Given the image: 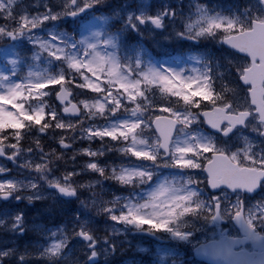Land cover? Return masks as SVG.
<instances>
[{"label":"rangeland","instance_id":"rangeland-1","mask_svg":"<svg viewBox=\"0 0 264 264\" xmlns=\"http://www.w3.org/2000/svg\"><path fill=\"white\" fill-rule=\"evenodd\" d=\"M81 1L83 6L88 4L96 9L95 13L89 14L83 20V27L81 25L82 30L79 32L76 42L74 41L76 37L71 39L68 35H64L56 24L57 18L61 19L70 11H77L75 7L71 8L70 0H0V3L4 5V10L0 11V28H6L14 33L12 36L7 33H0V91H6L8 87L18 82L21 85L15 94H0V133L4 134L3 137H0V141L7 144V150L14 156L12 163L0 162V170L4 172L3 177H0V184H6L10 181L14 185V187L0 188V193H19L20 197L27 200L49 199L54 197L56 193L48 191L45 188L46 184L41 179L47 176L48 183L55 181L63 184L65 182L64 178L72 173L73 175L68 178L67 182L74 186L81 197V194H83L84 210L82 201L78 206H81L80 209L84 212V217L70 214L69 221H65L63 224H49L50 229L47 228L48 225H45L48 230L46 240L43 244L35 245L36 250L42 252V256L51 260H67L71 256L74 258L77 253L88 258L86 253L95 252V257L102 256L108 259L113 252L117 251L119 246H124L125 248L130 247V252L139 254L136 261L147 257L152 264H179L176 255L177 249L180 247L183 250L189 247L192 249L197 244L218 237L223 230L219 228L217 223H214L213 219H210L208 220V226H205V223H200L198 232L190 231L187 229L189 224L184 223L183 218L187 215L195 216L198 212H205L207 209L213 215L214 207H209V205L211 203L214 205V201L222 196L221 194L211 196V193L206 190L200 169H192L194 167L193 161L183 160L181 162L182 168L173 165L172 152L176 147L184 146L193 141L213 144L215 147L223 149L218 146V138L198 130L199 118L194 113V107L185 105L175 98L165 96L159 89L154 87L146 89L145 97L136 100L135 104L140 105V111H135V104L127 101L124 97H120L122 106L115 113L110 110L111 104H107L104 111L103 105L97 101L101 100L103 102V97L91 89L77 87L80 82L79 77L70 69L68 61L64 57H78L87 49L89 44H92L95 51L113 60L125 73L128 69H131L132 78H139L140 73L147 72L150 69L161 71L171 69L182 72L184 76L192 75V70L197 69L200 72L205 70L210 72L208 74L212 78L213 84L220 82L221 78L225 82L227 76L221 74V65L215 60H210L209 56H199L194 51H185L182 44H178L173 50L167 51L169 41L163 39L165 23L168 26L170 25V29L177 33L176 41L186 40L191 42L202 37L217 38V36H224L233 33L234 30L243 28L241 26H245L252 19H264V0H247L248 13L242 10L232 12L228 7L221 8L217 0H173L170 3H168V0H164L162 11L159 10L158 4L153 2L154 0H79V5H81ZM206 1H209V3ZM57 4L65 7V10L62 11ZM172 6H175V8ZM53 16L56 18L52 19ZM138 16L144 18L145 21H150L149 17H159L162 20V25L159 27H152L151 25L142 27L140 20L137 19ZM43 17L48 18L42 19ZM24 18H27L30 23L34 22L36 26L21 28L20 25ZM163 18H166L165 23ZM221 18L234 20L235 23L225 22L214 27L213 31L215 32L211 34L204 32L197 35L202 27L207 26L209 20ZM113 25L117 30H113ZM110 27L113 29H110ZM120 28L132 31L137 36L143 33L145 29H157L155 31L160 33V37L155 46L160 50L161 55L158 56L160 59L152 60L142 44L139 46L128 44L123 48L122 55L118 56L119 38L114 31L118 32ZM22 42L31 47V52L17 47ZM189 48H191V43ZM51 49H63V55L60 58L52 56L49 54ZM18 54L19 56H17ZM226 55L223 61L225 64L222 73H227L226 70L229 67L227 62H230L235 68L237 64H246L242 58L237 59L233 54L229 55L228 58V55ZM80 67H86L84 71L91 78V80L85 82V87L98 90L96 83H100L102 88L105 86L107 83L106 72L103 74L93 72L92 74L88 72L92 71L91 67L86 65ZM218 70L219 72H217ZM59 76H65L69 80L77 79L72 84L69 83L68 87L74 90V100L82 110L80 120L75 121V119L66 118L62 113V108L58 107V103L55 102V88H58V86L47 84H59L61 86L64 81ZM55 77L58 78L51 79ZM207 79L206 77L205 84L198 93L205 99H209L212 95ZM225 83L221 86H213V89L221 92L224 88L227 89V83ZM228 85L231 90L235 91L231 83ZM42 88H46V95L40 92ZM117 90L118 86L114 85L113 91ZM236 93L231 92V96L229 95L228 98H234L238 108L248 105L247 96H241L239 93L237 95ZM29 94L34 98L29 99ZM238 96L241 97L238 98ZM223 98L227 99L226 97ZM18 100L26 101L28 108L38 109L39 111H33L29 115L24 103H17ZM83 102L86 103L83 104ZM109 103H111V100H109ZM8 104L12 105L14 111L7 109ZM161 104L170 106L175 112L182 117L187 116L191 121L188 125L181 123L178 127L171 147L170 158L164 159L163 153L159 148H156L157 159L155 161L138 159L123 151V148L128 146L126 142L104 137V134L108 131H118V129L111 127H117L123 121L133 122L139 120L143 121V127L138 133L139 137L147 141L149 147L154 146L158 139L151 134V125L148 120L150 117L152 118ZM44 110L47 113H55L56 120L66 126L59 129V127L54 126L55 121L51 122V127L43 125L42 127L49 132L50 141L52 143L58 141L62 144L61 137H64L62 148L66 150L62 151L63 155L69 154L70 156L73 154V157H76L78 154L79 162L77 164H71L62 169L50 163L52 157L48 159L49 162L46 165L41 161L36 163V161H33L34 158L29 157V150L18 144L22 139L28 142L25 137L32 134L34 135L29 140L32 139L35 142L42 134L38 126L25 127V122L31 121L33 124H39L45 118ZM6 129L14 131L5 132ZM12 137L19 138L18 142L12 140ZM259 139L264 142V139ZM235 140L242 146L240 151L234 153L238 158L243 157L247 160L248 155H250L254 159L264 160V148L256 147L253 149L256 142L248 138L247 135L238 134V138H235ZM232 142L233 140H229L227 143ZM13 143L16 144L15 147L11 146ZM85 149L88 152L96 153V155L85 154ZM108 154L114 156V158L106 159ZM41 159H44V157H41ZM93 162L101 169L102 173L109 169L110 175L103 179L100 177V171L89 169L88 164ZM101 162H106L110 165V168L107 166L101 168ZM38 164H43L44 167H35ZM133 171L148 172L151 174V178L134 177L131 182L118 179L120 174ZM88 176L95 179L92 181L87 180V183L81 182L87 179ZM102 180L109 183L106 184ZM114 181L120 187L125 186L128 192L122 193L121 189L113 187L111 182ZM160 185L174 189L179 195L195 193L188 202L193 211L178 216L175 220L170 221L167 229L160 230L151 228L147 223L137 225L112 219L113 215L119 216L129 209H138L141 213L146 214L148 210L140 208V205L148 201L150 194ZM105 190L110 192L111 198L109 199L111 211V221L109 223L102 221L105 216L103 212L108 205L106 201L100 203V193H98ZM232 195L228 196L230 201L225 208L226 211L239 206L238 200H234V197L239 194ZM1 202L0 200V228L8 226L7 230H12L16 215L8 212L5 204ZM248 203L250 206L247 210V220L251 221L253 216L264 209V199ZM69 204L65 202L66 209ZM196 205H199V207H196ZM258 219L260 223H264V212H260ZM33 226L34 224H31V228H34ZM45 226L37 224V229L45 228ZM228 227L231 231L235 229L231 223H228ZM153 230L157 232H153ZM142 231L156 233L159 237L158 241L151 242L147 235L141 234ZM81 232L90 235L91 239L83 240ZM17 241L18 238H2L0 233V260L4 256H9L8 254L17 248ZM69 243L72 244L69 245ZM57 244L60 247L54 248V245Z\"/></svg>","mask_w":264,"mask_h":264},{"label":"snow or ice","instance_id":"snow-or-ice-1","mask_svg":"<svg viewBox=\"0 0 264 264\" xmlns=\"http://www.w3.org/2000/svg\"><path fill=\"white\" fill-rule=\"evenodd\" d=\"M70 2L75 6L76 0H70ZM83 7H88L85 4ZM4 10V5L0 3V11ZM82 10V9H81ZM69 15H76V11H70ZM10 15V13H9ZM48 17H43L42 19H47ZM56 17L53 16L52 19ZM138 20L143 23L142 17H137ZM154 24L159 26L161 24V19L159 17H149ZM235 23L234 20L221 18V19H211L208 21L206 27H202L197 35L200 33H213L214 27H217L223 23ZM258 24H264V19L258 20ZM34 22H29L27 18H24L20 27L29 28L35 27ZM243 27V26H241ZM255 28L254 25L249 26L247 31L251 32ZM235 31V30H234ZM0 33H7L9 36L14 35L13 32L8 31L6 28H0ZM227 44L228 41L224 40ZM233 47L231 44H229ZM63 49H51L49 54L60 58L63 55ZM245 56L249 57L247 54ZM250 61H251V57ZM64 59L68 61L69 67L73 70L79 77L80 82L77 84V87L84 89H91L93 92L100 94L103 97V102L99 101L103 107L104 111L107 104H111V112L115 113L122 105L120 97H124L127 101L135 104L136 100L141 97H145V90L150 88H157L165 96L175 98L179 102H183L185 105L190 107H195L197 109L202 108V115L205 118L206 122L211 125L213 128L220 129L224 132H227L233 122L231 120L232 113L236 111H246L243 109H234L232 102L225 100L220 92H217L213 89V80L208 74V71L200 72L197 69L192 70V75L184 76L180 71H173L171 69H164L163 71L157 69H150L147 72H142L139 75V78H132L133 73L131 69H128L125 73L122 71L121 67L115 63L113 60L103 56L100 52L95 51V47L92 44L87 46V49L78 57L74 56H65ZM259 58H257L258 60ZM81 65H86L92 68V71H88L93 74H103L107 73V83L102 88L100 83H96L98 90H93L90 87H85V82L91 80V78L85 73L86 67H80ZM243 69L241 70V74ZM62 77L66 90L68 84H72L73 81L77 79H68L65 76ZM207 79V84L212 95L209 99H205L202 95L198 94L199 90L205 84V78ZM51 78V79H56ZM244 82L248 83L249 89L251 84L245 80ZM47 85H57L60 90L59 84H47ZM118 86L117 91H113V87ZM21 86L20 83H15L7 88L6 91H0V94L3 95H12L15 94L18 90V87ZM46 88L40 89V92L44 93ZM70 97V92H69ZM34 98L29 94V99ZM70 99V98H69ZM111 100V103H109ZM17 103L23 102L25 109L28 111L29 115L33 111H39L38 109L28 108V103L26 101L18 100ZM67 103V101H65ZM86 102H83L85 104ZM249 103L251 109L256 111L260 117V112L256 110V105L252 103L251 95L249 97ZM7 109L9 111H14L11 104H8ZM135 111H140V105L135 104ZM45 112V110H44ZM248 117L250 111H246ZM245 117V118H246ZM244 118V119H245ZM154 121V124L151 126L154 128L158 140L156 144L152 147L148 146V142L144 139H141L138 135L139 131L143 127V121H133L127 122L123 121L116 128L118 131H108L104 134V137H109L112 140H122L126 142L128 146L123 148L125 153H130L133 157L138 159H144L148 161H155L157 159L155 154V149H161L165 154L169 153V141L171 134L174 130V127L177 123H183L188 125L191 123L187 116H181L179 113L175 112L170 106L161 104L156 109L155 114L151 118ZM261 119V118H260ZM264 120V119H261ZM52 121H55V127L63 129L66 126L56 120L55 113L45 112V118L40 121L39 124H33L31 121L25 122V127L28 126H38L40 132H44L46 128H43V125L52 126ZM223 126V127H222ZM70 127V126H68ZM14 130L6 129L5 132H12ZM3 133H0V137H3ZM99 137V136H97ZM101 138V137H100ZM12 140H19V138L12 137ZM64 137H61V143L63 144ZM12 147H15L16 144H12ZM87 155H96V153L88 152L87 149L84 150ZM3 153V148H0V154ZM248 155V154H247ZM217 157H223V159H217ZM183 160H191L194 163L192 169H202L206 174V179L208 184L212 188H217L218 186H228L231 188H244L249 191L253 189V186L257 184L258 177H264V175H257L251 171H244V169H255L260 168L264 170V160H256L250 155H248L247 160L241 162V157L238 158L236 154H229L222 149L215 147L213 144H206L200 142H191L187 143L184 146L176 147L172 152V164L182 168ZM233 163L237 167H233ZM35 167L42 168L43 164H38ZM89 169H95L96 171H101L96 165V163H89ZM115 175V172L113 173ZM73 175L69 173L66 176L65 182L61 185L52 181L59 190L60 193L66 195H74L75 188L74 186L67 182L68 178ZM134 177H145L147 179L151 178V174L144 171H133L125 172L119 175L118 179L124 182H131ZM5 187H14V185L9 181L6 184H0V188ZM35 187V185H33ZM195 193H188L186 195H179L172 188L165 187L160 185L156 190L150 194V199L144 204L140 205V208L148 210L146 214L141 213L138 209H129L126 213H121L119 216H112L113 220L127 221L128 223H135L137 225H142L147 223L153 229H167L170 221L175 220L178 216L183 215L184 213H189L193 211V208L188 205L191 197ZM199 207V205H196ZM218 207V206H217ZM107 210V209H106ZM244 212L242 207H236L234 213L236 217H240ZM260 212H264V209H261ZM258 212L253 216V220L258 219L260 216ZM252 226V221L249 222ZM82 236L87 238V234L81 232ZM60 245H54V248H59ZM95 255V252L92 253Z\"/></svg>","mask_w":264,"mask_h":264},{"label":"water","instance_id":"water-1","mask_svg":"<svg viewBox=\"0 0 264 264\" xmlns=\"http://www.w3.org/2000/svg\"><path fill=\"white\" fill-rule=\"evenodd\" d=\"M252 25L255 26L253 31L249 32L245 30L237 34L226 36L223 39V44L240 55L245 56V54H247L251 57V66L245 69L244 75L241 76V81L245 86L249 85L243 80L251 84L249 94L251 95L252 103L256 105V110L260 112V118L264 119V24H258L257 21H253ZM225 39L228 41V44L224 41ZM257 58L259 59L257 60ZM57 96L60 103H65V101H69L71 99L72 94L70 93L69 97V91H67L63 86ZM64 113L79 116L80 110L75 103H71L70 106L64 110ZM255 113L257 112L255 111ZM230 115L233 125L232 128L225 132L226 135L229 134L235 126L243 125L248 118L246 117L248 115L247 112ZM262 121L264 122V120ZM206 124L214 131L219 130L217 128H213L207 122ZM178 125L179 123L175 125L171 134L169 141V153L165 154V157L170 156V145ZM0 148L2 147L0 146ZM0 157H6L4 151L0 154ZM217 159H223V157H217ZM232 166L237 167L234 163ZM244 171H251L257 175H264V170L260 169H244ZM262 181H264V177H258L257 184L253 186L251 191L239 187H226H228L231 191L239 190L244 193H253L259 190ZM220 187L221 186H218L217 188L210 187V189L217 191ZM48 188L56 190L64 199H74L77 196L76 192L74 195L62 194L55 185H50ZM233 222L244 237H231L224 234L219 239L200 243L193 248V254L196 260L207 264H264V237L256 233L247 224L243 214L240 217L235 216ZM248 243H250L257 251L250 253L246 250H237L241 246H245Z\"/></svg>","mask_w":264,"mask_h":264},{"label":"flooded vegetation","instance_id":"flooded-vegetation-1","mask_svg":"<svg viewBox=\"0 0 264 264\" xmlns=\"http://www.w3.org/2000/svg\"><path fill=\"white\" fill-rule=\"evenodd\" d=\"M49 5H50V1H49ZM57 6L62 11L65 10V7H63L62 5L57 4ZM74 7L77 9L76 15H69L67 13L61 19L57 18L56 24L58 25L57 28H59L60 31L64 35H68L71 39L73 37H76V39H74V41H77L78 34L82 30L81 25H82L83 20L86 17H88L89 14L95 13L96 8L94 6L88 5V7H92V9L90 11H88L87 13H82V11L85 9V7H83L82 1H81V5H79V0H76L75 6L71 3V8H74ZM161 24H162V22H161ZM161 24L159 26H161ZM146 25H149V26L151 25L152 27L156 26V24H154L151 19H150V21L148 20L147 22H144L142 26L145 27ZM82 27H83V25H82ZM142 35H143L144 40H146L147 42L149 40H153L152 37L155 36V34L150 32L148 29H145L144 32L142 33ZM17 56H19V54ZM215 59L223 62L225 59V56L224 55H221V56L217 55V56H215ZM217 72H219V70ZM237 72L238 71L232 72V75H235ZM208 73H210V72H208ZM224 75L226 76V74H224ZM222 82H223V84L226 82L227 85L229 83H231L235 90H241V86L239 85L238 80L237 81H231V82H228V81L224 82V80L222 79ZM232 95H233V93H232ZM228 97H229V95L227 94L226 100L231 101L233 108L234 107L236 108L237 106L234 105V99L232 101V99L228 98ZM60 107L62 108V106H60ZM236 109H238V108H236ZM243 110L252 111L250 119L247 121L246 126L244 128H240V127L236 128L231 133V135L228 137H224L221 134H214L215 136L218 137L219 140L220 139L225 140L224 146H223V151H225L229 154L235 153L236 151H240L242 149L241 144L239 142H237V140H235V138H238V134L247 135L248 138H251L252 140H254L256 142V144L254 143L253 149L256 147L264 148V142L259 139V138L264 139V123H262L260 121V118L258 115L253 113L252 109L244 108ZM237 112H239V111H236L234 113H237ZM194 113H196L198 115V118L200 120L202 117V108L197 109L194 107ZM203 126L205 127L204 122H203ZM198 130L201 131V129H199V128H198ZM228 140H233V142L229 144L226 142ZM0 142H2V141H0ZM5 147H6V145H5ZM67 155H69V154H67ZM244 160H246V159L241 157V162H243ZM256 160L259 161V159H257V158H256ZM0 162L4 163L7 161L0 160ZM0 173H2L0 177H3L4 172L0 170ZM206 182H207V180H206ZM7 193H9L10 197L7 200L6 199L4 200L1 197V199H0L2 201L1 203L5 204L7 211L10 212L12 215H16V218L14 220L12 230H7L8 226H3V228H0L1 237L2 238H8V237L19 238L21 236L23 239L20 242L19 246L17 248H15V250L13 251L15 253V255L8 256V257L7 256L2 257V260H0V264H14L16 261H25V260L30 259L32 257V254H33L32 248L29 245V241H27L24 236L27 233L33 231V229L37 227V224H38L37 222L40 220L39 215L31 216V215L20 213L21 201H18V198L20 196L19 193H14V192H7ZM217 194L218 195L221 194V196H222L219 199V201L215 203L217 205L219 204V216H220V218H218V220H220L224 224H227L228 222H232L234 217H235L234 209H230V211L228 209H227V211L225 210V208L228 206L229 201H230L229 197H228L230 195L228 193V190L226 188H222ZM239 195H240L239 197L235 196L234 199L239 200V207H242L241 204H243L244 216H245V219L247 220V218H248L247 217V210H249V206H250V204L248 202L259 201L261 199H264V184L262 186V190L259 193H256L254 195H244V194H239ZM0 196H1V193H0ZM212 196H217V195L212 194ZM215 201H217V200H215ZM215 210H216V205H215ZM22 215H24V216H22ZM211 218L216 220L215 212L213 213V215H211ZM251 221H252V227H254V229L256 231H258L264 235V223H260L259 219H255V220H251ZM248 222H250V220ZM31 224H34V226H33L34 228H31ZM246 248L249 251H253V249H252V247H250V245L246 246Z\"/></svg>","mask_w":264,"mask_h":264},{"label":"trees","instance_id":"trees-1","mask_svg":"<svg viewBox=\"0 0 264 264\" xmlns=\"http://www.w3.org/2000/svg\"><path fill=\"white\" fill-rule=\"evenodd\" d=\"M170 1H173V0H168V3H170ZM244 1H246V0H220V3H221V5L228 7L230 9V11L237 10L239 8H244L246 10V6L244 5ZM153 2H156V4H158V5H162V3H159L155 0ZM206 2L209 3V1H206ZM172 7L175 8V6H172ZM249 23L250 22H248L245 26H243V28H246L247 26H249ZM243 28H241V29H243ZM168 32H169L168 35H170V36H167L165 41H171L172 36H174L172 33V30L170 28L168 29ZM120 35L123 36V41H124L123 45L124 46L128 45L129 43L126 41L128 39V36L124 32H120ZM211 53L213 55L214 51L212 50ZM165 101H170V100H165ZM45 132H47V131L45 130ZM48 133L49 132L42 135V140L36 144L37 145L44 144V145L49 146L51 148V150H49V152H45L43 150H38L36 148L37 146L32 147V143H30V142H27V143L24 142L22 145L29 148L33 152H40L42 154L46 153L48 158L52 157L50 163L58 166L59 168L65 169V166H70L71 164L72 165L77 164L79 162V158H77V156H76V157H72L70 159V156L63 155V152H62L63 149L59 145L53 144L49 140L50 138L48 137ZM113 158H114V156H112L110 154L106 155V159H113ZM106 166L110 168L109 164H107L106 162H101V166H100L101 168L106 167ZM108 175H110L109 169L105 170L104 173H102V171H100V177H102L103 179L107 178ZM94 179L95 178H90V176H88V178L85 179V181H87V180L92 181ZM102 181L105 183L107 182L105 180H102ZM108 183H106V184H108ZM111 184L113 187L117 186L116 181L111 182ZM98 193H100L99 194L100 203H102L103 201H106V203L108 205V207L106 208L107 210H105L103 212V215H105V216L103 217L102 221L105 223H109L111 221V219H110L111 211H110V207H109V199H111L110 198V192L105 190L104 192L99 191ZM81 195H82V197L80 196V198H78L75 202H73L74 204L72 206H69L67 209H65L62 205H59L60 202H57L58 205L57 204L51 205L50 206L51 208L49 209V210H52L50 212L51 216L45 218L44 220L51 221L52 222L51 224L57 223L60 225V224H63L65 222V219L69 220V217L67 216V214L71 213V212H75V213L77 212V215L79 217L83 218L84 212L80 209L81 206H78V204L82 201V207L84 210L83 194H81ZM35 206L36 207H32L33 212L39 211L42 215H45L46 213H48V210H47L48 207L46 205H42L41 203H35ZM205 212L200 211L197 214H195V216L191 215L192 216L191 217L190 215H187L186 217H184L183 218L184 223L189 224L187 229L190 231L198 232V225L200 223H205V226H208L209 225L208 220H210V219H209V216L207 217V213H205ZM153 232H157V231L153 230ZM36 239L37 240L44 239V236L37 235ZM121 248L126 249L124 246H121ZM176 252H177L176 254L179 258V264H204V263L197 262L193 258L192 249L190 247L185 249V250H183L180 247L179 250ZM36 253H38V252H36ZM86 254H87L86 256H88V258L85 257L80 264H152L151 260L147 257L146 258L144 257V258L136 261V258L139 257V254L133 253V254H130V255H132L130 257L129 253L121 251L120 248L116 252H113L111 257H108V259H105L102 256L95 257L94 255H92V253L91 254L86 253ZM124 257H126V259H124ZM52 262L53 261H51V263ZM15 264H24V263H22V261H16ZM53 264H54V262H53Z\"/></svg>","mask_w":264,"mask_h":264},{"label":"bare ground","instance_id":"bare-ground-1","mask_svg":"<svg viewBox=\"0 0 264 264\" xmlns=\"http://www.w3.org/2000/svg\"><path fill=\"white\" fill-rule=\"evenodd\" d=\"M38 150H43V151H45V152H49V150H51V148L49 147V146H47V145H44V144H39V145H37V147H36ZM81 182H84V183H87V181H81ZM47 223H49V221L48 222H45L43 225H46ZM57 224V223H56ZM9 256H12V255H15V253L14 252H10L9 254H8Z\"/></svg>","mask_w":264,"mask_h":264}]
</instances>
